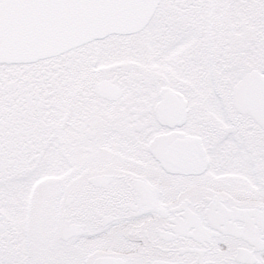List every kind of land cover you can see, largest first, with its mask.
Here are the masks:
<instances>
[{
  "label": "snow or ice",
  "instance_id": "6c2138e0",
  "mask_svg": "<svg viewBox=\"0 0 264 264\" xmlns=\"http://www.w3.org/2000/svg\"><path fill=\"white\" fill-rule=\"evenodd\" d=\"M0 264H264V0H0Z\"/></svg>",
  "mask_w": 264,
  "mask_h": 264
}]
</instances>
